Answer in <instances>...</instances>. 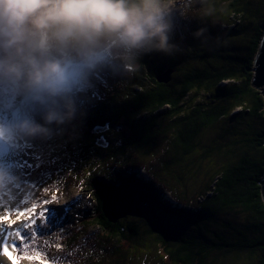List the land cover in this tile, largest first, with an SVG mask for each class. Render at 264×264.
I'll return each instance as SVG.
<instances>
[{
    "label": "trees",
    "instance_id": "16d2710c",
    "mask_svg": "<svg viewBox=\"0 0 264 264\" xmlns=\"http://www.w3.org/2000/svg\"><path fill=\"white\" fill-rule=\"evenodd\" d=\"M214 4L228 6L233 9L232 17L242 16L247 21L239 23L242 27L239 31L229 28L231 36L250 32V37L246 34V57L239 54L235 57L238 64L211 72L204 69L182 72L178 62L166 64L152 61L150 54L142 55L140 66L129 71V88L121 104L118 105L117 95H109L97 105L78 110L74 119L65 123L70 129L63 133L65 141L79 142L80 134H91L92 130L105 127L114 131L122 128L120 133L116 131L122 144L109 148L96 143L99 153L94 156L126 162L129 150L141 158L154 157L157 152L162 154V177L167 180L164 182L169 193L179 197L177 192L182 190L177 188L183 181L185 194L188 190L191 194L194 189L200 191L198 200L202 201L198 209L179 208L163 199L155 181H146L135 174H118L115 181L129 184L135 190L144 211L139 218L147 226L128 219L132 216L112 223L103 211V192L114 185L108 178L111 175H86L84 187L95 205L93 213L80 223L86 230L98 228L103 233V242L117 243L113 251L115 264H125L133 258L130 256L137 252L132 253L131 249L135 247L147 250V242L159 255L161 264H238L236 259L242 255L249 258L243 264H264V86L257 84L255 75L264 39V0H214ZM169 71H173L170 81L160 82L159 77ZM227 81L233 83L222 86ZM200 94L205 98L214 95L217 102L203 99L198 103ZM238 108L240 113L232 116ZM39 113L42 115L37 117V123L53 129L45 124V113ZM231 118L243 126L244 132L239 133L243 137L232 142L229 149L222 145L205 146L203 134ZM235 129L233 125L226 130ZM83 130L88 132L82 133ZM56 135L53 132L41 142L40 136L35 140L21 133L26 143L37 141V147L46 150ZM238 143L246 144L243 152L239 149L236 152ZM197 149L201 150L199 156L191 160L189 156ZM214 152L218 156L216 168L198 183L199 187L186 186L189 180L196 182L195 176H191L192 168ZM99 160L102 165L103 159ZM232 213L235 216L244 213L246 218L239 223L225 217ZM171 219L186 222L188 229L171 228ZM123 245L128 246L124 249Z\"/></svg>",
    "mask_w": 264,
    "mask_h": 264
},
{
    "label": "rangeland",
    "instance_id": "374dc122",
    "mask_svg": "<svg viewBox=\"0 0 264 264\" xmlns=\"http://www.w3.org/2000/svg\"><path fill=\"white\" fill-rule=\"evenodd\" d=\"M202 7L210 8L211 14L202 15L199 11ZM232 10L228 6L218 7L214 4V0H206L203 5L197 0L193 5V12L188 13L186 17L179 11L175 12L173 16L175 28L171 42L176 44L179 50L171 55L152 52L150 55L148 54L149 58L152 61H163L166 64L173 61L178 62L177 66L182 69V72L199 69L211 72L215 68L226 69L230 67V64H238L235 57L238 54L246 57L244 50L248 44L246 36L250 32L245 34L241 32L239 35L231 36L230 29L239 31L242 28L241 25L247 23L242 16L233 15L232 17L230 15ZM240 22L241 25H239ZM201 29L205 30L204 35L196 38L194 33ZM248 36L250 37V35ZM98 68L88 72L87 78H85L86 83L82 88H79L80 98L83 99H76L73 95L76 110L97 105L109 95L118 96V105L126 98L130 72L112 56H108L103 63L98 65ZM231 83L233 82L227 81L222 86ZM22 95L14 84L0 82V123L15 126L23 120L37 122V117L42 115L39 113L41 109L38 108L35 112L34 109L32 110L33 106L30 105L27 110L24 106L26 102L34 104L35 101H31V98L24 99L25 94ZM203 99H207V102L215 101L214 95L205 98L204 94H200L198 103ZM79 104H82L80 108ZM240 111V108L236 109L232 116L236 117ZM233 125L236 127L234 131L226 130ZM51 127L53 128L51 133L59 135L51 139L47 150L42 146H39L42 148L38 149L37 141L33 142L35 145L26 143L19 131L6 139H0V146L6 148L4 150L7 153L6 156V153L0 148V169L6 170L17 179L16 183L11 184L4 191H0V225L17 222L18 219H21V226L12 228L9 233L13 237L12 242L18 251V258L27 259L30 264L116 263L113 251L116 250L117 243L103 242L105 241L103 233L96 227L86 230L84 226H81L80 221L93 213L95 205L91 193L84 187L86 175L92 173L111 175L112 177H108L111 179L110 182L120 186L122 183L114 180L119 178L118 174H135L136 177H142L146 181H155L159 191L164 194L163 199L173 206L198 209L202 200H198L200 191L194 188L199 187L206 175L216 168L215 164L218 161V156L214 152L202 163H197L191 172V176H193L192 178L195 176L196 182L189 180L186 185L194 189V194L189 193V190L187 194L184 193L185 181H183V185L182 183L178 184L177 188L182 190L183 194L179 191L177 192L179 197H176L167 191L168 184L164 182L167 180L162 177L160 161L162 154L160 153H154V157L145 155V158H141L129 150L127 155L129 162H118L99 157L101 160L103 159V163L100 165L99 158L94 156L99 153L97 141L108 144L109 148H114L117 144L121 145L122 142L116 131L120 133L122 128L116 131L107 128L101 133H93L96 130H92L91 134H80L78 142L73 139L63 140V133L67 129L70 130L66 124H52ZM83 132L88 131L83 130ZM242 132H244L243 126L237 125L236 119L231 118L217 128L205 132L202 138L207 147L222 145L223 148L229 149L232 142L240 139L239 133ZM32 138L36 140V137ZM43 138L40 136L39 140L42 142ZM257 139L260 140V137ZM243 146L246 144L238 143L236 152L238 149L243 152ZM200 151L197 149L189 158L196 159ZM94 164L98 166L95 167ZM79 179L83 180L79 182ZM45 201H49V203H45ZM77 201L79 203H76ZM65 207H71V212L67 215L61 212L62 216L58 221L50 222L48 227L41 229L42 235L34 234L32 222L35 221L36 225L41 224L43 222L41 213L47 215L44 212L45 209L62 210ZM245 216L244 213L238 216H235V213L225 215L228 219L240 221L239 223L245 220ZM128 219L141 221L142 227L147 226L146 221L139 217H128ZM171 221H173L169 224L171 228L175 226L178 229H188L186 222L182 223L179 220L177 222L175 219H171ZM17 229H19V234H17ZM25 236L30 238L24 239ZM146 245L147 250L137 247L131 249L132 253L137 252V254L130 256L133 258L127 260L129 263L125 261V264H161L159 255L149 246L148 242ZM126 246L128 245H123V248H127ZM26 257H34V259ZM248 259L246 255H242L236 259V262L243 264L248 262Z\"/></svg>",
    "mask_w": 264,
    "mask_h": 264
},
{
    "label": "clouds",
    "instance_id": "9594fccd",
    "mask_svg": "<svg viewBox=\"0 0 264 264\" xmlns=\"http://www.w3.org/2000/svg\"><path fill=\"white\" fill-rule=\"evenodd\" d=\"M197 0H0V82L19 85L44 104L46 125L74 119L73 90L88 72L114 57L130 71L152 52L171 55L173 16L193 12ZM203 5L206 0H199ZM179 6V7H178ZM202 15L211 9L202 7ZM204 29L194 33L204 35ZM17 131L48 137L51 129L32 120L0 123V139ZM17 182L0 169V191Z\"/></svg>",
    "mask_w": 264,
    "mask_h": 264
},
{
    "label": "water",
    "instance_id": "95a60500",
    "mask_svg": "<svg viewBox=\"0 0 264 264\" xmlns=\"http://www.w3.org/2000/svg\"><path fill=\"white\" fill-rule=\"evenodd\" d=\"M257 84L264 86V39L258 52ZM173 71L166 72L159 77L160 82L168 83ZM109 127L98 129L93 133H101ZM97 145L108 147V144L97 141ZM264 186V181H263ZM103 211L106 218L116 223L127 216L142 217L144 211L140 200L137 198L135 190L129 184L112 185L103 192Z\"/></svg>",
    "mask_w": 264,
    "mask_h": 264
},
{
    "label": "bare ground",
    "instance_id": "6f19581e",
    "mask_svg": "<svg viewBox=\"0 0 264 264\" xmlns=\"http://www.w3.org/2000/svg\"><path fill=\"white\" fill-rule=\"evenodd\" d=\"M96 68H98V66ZM96 68H94V69H96ZM84 80L85 79L80 80L79 83H77V85L75 86V88L73 90V95L76 99H83V98H80L81 96L79 94V92H80L79 88H82L81 85L84 83ZM24 96H25V98H31L26 94ZM35 102H37V101H35ZM0 148L5 152L4 149H6V148H2L1 146H0ZM6 156H7V153H6ZM0 218H1V215H0ZM21 222H22L21 219H18L17 222L13 221L11 223L0 225V233L5 234V235H0V264H13V259H14L15 253L13 251V244H12L13 237L9 234V230H11L12 228H15L16 226H17V228L20 227L22 224ZM5 248H7V251L11 255L12 259L9 258V255L5 254ZM17 264H30V263L27 259H22L21 261L19 260L17 262Z\"/></svg>",
    "mask_w": 264,
    "mask_h": 264
},
{
    "label": "snow or ice",
    "instance_id": "6c2138e0",
    "mask_svg": "<svg viewBox=\"0 0 264 264\" xmlns=\"http://www.w3.org/2000/svg\"><path fill=\"white\" fill-rule=\"evenodd\" d=\"M53 199H55V197H53ZM45 203H49V201H45ZM76 203H79V201H77ZM71 207H65L62 210L60 209H56V208H51V209H45L44 212L47 213V215H45L44 213H41V217L43 218V222L39 225L35 224V221H33V226H34V234H38V235H42L41 234V229H45L46 227H48V225L50 224V222H54V221H58L61 218V212L64 215H67L68 213L71 212ZM10 234V233H9ZM17 234H19V229H17ZM0 235H5L4 233H0ZM24 239H28L30 237L25 236L23 237ZM5 254L9 255V258L12 259L11 255L8 253L7 248H5ZM28 259H34V257H26ZM13 264H17L16 260H13Z\"/></svg>",
    "mask_w": 264,
    "mask_h": 264
}]
</instances>
